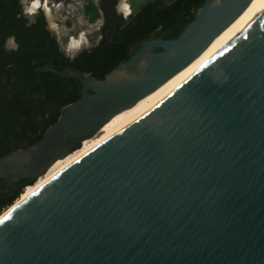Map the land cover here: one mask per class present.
Here are the masks:
<instances>
[{"label":"water","instance_id":"1","mask_svg":"<svg viewBox=\"0 0 264 264\" xmlns=\"http://www.w3.org/2000/svg\"><path fill=\"white\" fill-rule=\"evenodd\" d=\"M214 1L177 38L144 43L104 80L39 64L40 93L19 81L17 92L25 84L38 98L43 73L76 78L81 97L40 140L0 157V196L19 180L34 184L187 67L253 0ZM127 68V79L107 82ZM0 264H264V0L154 109L4 219Z\"/></svg>","mask_w":264,"mask_h":264},{"label":"trees","instance_id":"2","mask_svg":"<svg viewBox=\"0 0 264 264\" xmlns=\"http://www.w3.org/2000/svg\"><path fill=\"white\" fill-rule=\"evenodd\" d=\"M205 1L146 0L125 17L116 11L117 0H98V5L85 0L83 16L87 21L93 23L102 19L96 33L99 39L70 58L56 36L48 31L42 11L28 16L23 0H0V76L5 80L4 86L0 84V157L12 148H26L40 140L65 108L81 97L78 79L62 78L52 72L41 75L46 86L43 96L29 95L25 84L17 92L19 81L24 79L33 94L42 91L37 79L39 61L51 57V65L58 69L79 70L92 79L104 80L144 43L158 37L177 38ZM9 38L17 44L15 49H5L4 43ZM30 184V181L19 180L1 195L0 214L9 209Z\"/></svg>","mask_w":264,"mask_h":264},{"label":"bare ground","instance_id":"3","mask_svg":"<svg viewBox=\"0 0 264 264\" xmlns=\"http://www.w3.org/2000/svg\"><path fill=\"white\" fill-rule=\"evenodd\" d=\"M220 0H215L211 6H214ZM259 0H253L247 9L228 24L222 31H220L215 38L210 42V44L184 69L180 70L178 73L170 77L166 82H164L160 87L149 95L140 99L132 107L124 109L115 116H113L108 122H106L97 135L93 138L83 141L81 146L67 155L58 158L47 170V172L39 177L34 184L24 188L23 194L15 201V203L9 208H5L4 213L0 214V223L12 214L17 208L28 201L35 193L42 189L45 185L53 181L58 175L63 173L66 169L71 167L74 163L80 159L86 157L92 151L106 143L111 138L115 137L148 112L154 109L159 103H161L165 98H167L174 90H176L187 78H189L198 67L209 57V55L219 46V44L228 37L236 28H238L251 14V12L256 7ZM122 8L126 9L127 6L122 2ZM41 8L47 14H49V8L47 3L42 4L39 0H34L28 10L30 13L36 11V9ZM35 13V12H34ZM50 17V15H49ZM81 46V41H73L70 44V52H78ZM74 55V54H73ZM146 64V63H145ZM147 67V65H146ZM146 67L144 69H146ZM138 73L134 74L137 75ZM125 69H119L113 74L109 75L107 82L116 83L117 81L127 79ZM3 210V211H4Z\"/></svg>","mask_w":264,"mask_h":264},{"label":"rangeland","instance_id":"4","mask_svg":"<svg viewBox=\"0 0 264 264\" xmlns=\"http://www.w3.org/2000/svg\"><path fill=\"white\" fill-rule=\"evenodd\" d=\"M34 0H23L24 12L28 15H34L39 11H42L47 19L48 26L53 30L57 40L60 43L61 49L64 53L70 56V44L73 41H81L79 50H84L94 45L99 36L96 35L100 28L102 19L98 18L95 22L89 23L83 16V4L85 0H39L42 4L45 2L49 8V14L43 11L41 8L36 9L33 13H30L28 6ZM94 4L98 5V0H91ZM122 2L127 6L126 9L122 8ZM146 0H117L116 10L123 16L130 15L138 5L145 3ZM50 15V17H49ZM146 63V64H145ZM147 65V60L144 59L134 68V74L141 73ZM131 68H127L126 76L130 72Z\"/></svg>","mask_w":264,"mask_h":264},{"label":"flooded vegetation","instance_id":"5","mask_svg":"<svg viewBox=\"0 0 264 264\" xmlns=\"http://www.w3.org/2000/svg\"><path fill=\"white\" fill-rule=\"evenodd\" d=\"M117 11V10H116ZM118 13V12H117ZM47 29H48V31H50V33H52L53 35H55L54 33H53V30L51 29V28H49V26H48V22H47ZM4 47H5V49L6 50H12V49H15L16 47H17V44L15 43V41H14V39L13 38H9V39H7L6 41H5V43H4ZM76 53V52H75ZM75 53H71L70 52V54L71 55H73V54H75ZM70 55V56H71ZM69 56V57H70ZM45 60H48V59H42L41 61H39V64H44V65H51V63H52V61L50 62V63H46V61ZM1 77V76H0ZM2 80H3V85H1V86H4V83H5V80L2 78ZM1 84V83H0Z\"/></svg>","mask_w":264,"mask_h":264},{"label":"snow or ice","instance_id":"6","mask_svg":"<svg viewBox=\"0 0 264 264\" xmlns=\"http://www.w3.org/2000/svg\"><path fill=\"white\" fill-rule=\"evenodd\" d=\"M5 219H7V217H5Z\"/></svg>","mask_w":264,"mask_h":264}]
</instances>
